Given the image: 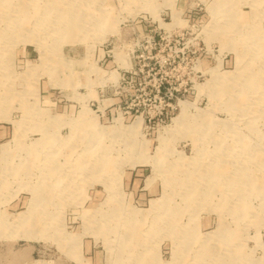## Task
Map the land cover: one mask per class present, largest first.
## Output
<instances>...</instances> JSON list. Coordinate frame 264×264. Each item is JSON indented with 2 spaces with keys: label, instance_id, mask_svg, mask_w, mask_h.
<instances>
[{
  "label": "rangeland",
  "instance_id": "rangeland-1",
  "mask_svg": "<svg viewBox=\"0 0 264 264\" xmlns=\"http://www.w3.org/2000/svg\"><path fill=\"white\" fill-rule=\"evenodd\" d=\"M262 37L264 0H0V264H264Z\"/></svg>",
  "mask_w": 264,
  "mask_h": 264
},
{
  "label": "bare ground",
  "instance_id": "bare-ground-1",
  "mask_svg": "<svg viewBox=\"0 0 264 264\" xmlns=\"http://www.w3.org/2000/svg\"><path fill=\"white\" fill-rule=\"evenodd\" d=\"M262 38H264V37H262ZM263 41H264V40H263ZM263 51H264V50H263ZM224 73H225V72H224ZM227 75H229V74L227 73ZM227 75H226V76H227ZM250 76H251V75H250ZM222 79H224V78H223L222 76L218 75V74L215 76V80H216V82H220V81H222ZM232 79H233V78H232ZM224 80H225V79H224ZM234 82H235V81H234ZM200 87H202V86L200 85ZM223 87H224V86H223ZM212 89H213V88H212ZM214 92H215V91H214ZM214 92H213V93H214ZM187 108H188V104H187L186 102H182V110H183V112L186 111ZM182 118H183V116H182V117L179 116V117L177 118V120L180 121V120H182ZM185 118H186V117H185ZM179 119H180V120H179ZM177 120H176V121H177ZM136 123H137V122H136ZM174 123H175V122H174ZM178 123H179V122H178ZM182 124H183V121L179 123V126L182 125ZM210 124H211V123H210ZM176 128H177V127H176ZM208 166H209V165H208ZM211 168H212V167H211ZM214 169H215V168H214ZM196 176H197V175H196ZM214 176H215V174H214ZM218 178H219V177H218ZM211 180H212V179H211ZM213 180H214V179H213ZM215 180H216V179H215ZM215 180H214V181H215ZM208 182H209V181H208ZM207 186H208V185H207ZM198 188H199V187H198ZM206 190H207V189H206ZM204 191H205V189H204ZM195 193H197V192H195ZM194 197H195V196H194ZM198 197H199V196H198ZM195 198H196V197H195ZM195 198H194V199H195ZM199 198H200V197H199ZM125 222H126V221H125ZM126 223H127V222H126Z\"/></svg>",
  "mask_w": 264,
  "mask_h": 264
}]
</instances>
